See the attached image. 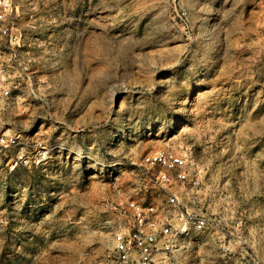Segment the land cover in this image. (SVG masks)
Returning a JSON list of instances; mask_svg holds the SVG:
<instances>
[{"label":"rangeland","instance_id":"rangeland-1","mask_svg":"<svg viewBox=\"0 0 264 264\" xmlns=\"http://www.w3.org/2000/svg\"><path fill=\"white\" fill-rule=\"evenodd\" d=\"M14 2L25 46L4 40L19 83L4 119L50 160L0 172V264H113L127 203L169 189L209 226L168 264H264V0ZM158 150L200 184L157 183L143 158Z\"/></svg>","mask_w":264,"mask_h":264},{"label":"built area","instance_id":"built-area-1","mask_svg":"<svg viewBox=\"0 0 264 264\" xmlns=\"http://www.w3.org/2000/svg\"><path fill=\"white\" fill-rule=\"evenodd\" d=\"M19 10L14 0H0V172L13 173L22 169L45 167L50 160L49 146L41 139L30 137L25 131L8 124L4 119V101L13 97L19 83H4V40L12 56L25 46L19 27L10 22ZM15 68V66H12ZM147 172L158 169L153 179L163 186L181 184L196 188L200 184L198 173L191 168L188 157L173 150H158L143 158ZM180 198L169 189L165 203L143 206L132 200L127 203L125 221L114 223L113 264H168V254L177 242L193 233L205 232L209 219L205 215L179 213ZM231 264H243L237 260Z\"/></svg>","mask_w":264,"mask_h":264},{"label":"crops","instance_id":"crops-1","mask_svg":"<svg viewBox=\"0 0 264 264\" xmlns=\"http://www.w3.org/2000/svg\"><path fill=\"white\" fill-rule=\"evenodd\" d=\"M224 255H225L224 261H225L226 263L231 264L232 262L237 261V259L232 258L231 255H228V256H227V253H225Z\"/></svg>","mask_w":264,"mask_h":264}]
</instances>
